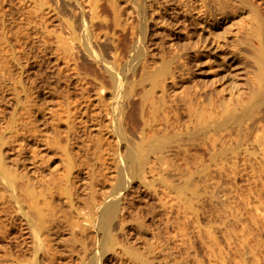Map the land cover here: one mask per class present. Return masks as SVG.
Returning <instances> with one entry per match:
<instances>
[{"label": "rangeland", "instance_id": "1", "mask_svg": "<svg viewBox=\"0 0 264 264\" xmlns=\"http://www.w3.org/2000/svg\"><path fill=\"white\" fill-rule=\"evenodd\" d=\"M80 1L85 6L86 13L84 9H80L78 3L68 0L0 1V48L3 49L0 51V119L3 117L6 123L14 117L19 138L10 148L8 147L6 154L13 160H18L20 166L26 167L29 174L45 175L43 177L45 179L47 176L49 178L51 173V181L54 176L56 179L65 167L64 149L68 146L69 149L72 148L71 153L80 162L82 167L80 175L87 178V182L83 179L86 185L91 179H94L96 184H107L111 183L112 179H105L104 173L113 171L111 165L113 162L108 158H100L101 152L97 151V146L114 147L117 132L113 121H108V118L100 115L98 99L92 90L89 97L83 98L75 78L72 82L74 81L78 87L75 84L68 87L66 82L71 74L69 65L74 63L76 65L74 72L78 71L90 78L97 76L107 85L109 83L108 73L101 68V62L97 63L88 54L78 51L77 40L74 41L77 47L73 49L72 56L66 54L64 50L63 37L66 35L64 20L79 25L82 11L87 19L90 16L87 15L91 12L90 1L88 4L87 0ZM99 3L103 4L98 8L102 14L99 13L100 18L96 20L102 19L105 13L108 25L110 23L112 25L110 19L112 13L107 0H99ZM211 8L214 22L210 25V31L215 50L199 53L195 57L197 62L191 63L193 67H189V71L184 69L181 72L183 82L178 79L185 86L184 91L182 85L178 83L182 87L179 88L181 93L189 92L188 96L198 95V98L201 96V101L205 100L201 102L193 97L195 106L191 105L190 109L185 103L182 104L181 128H171L169 134L181 129L190 131L198 125L200 117L195 107L203 106L200 121L206 119L208 114L211 115L213 110L214 118L211 117L222 120L224 114L217 102L226 93L224 88L229 87L226 78L233 79V82L230 81L233 85L234 100L238 99L243 105L252 100L250 80L253 71L257 70L252 44H258L253 32L259 23V15L254 13V8L258 14L260 9L263 11L264 0H212ZM179 13L169 14L167 17L172 22L176 20L175 18L190 19L189 13L185 14L184 10ZM96 20L94 19L95 22ZM95 24L92 25L93 29L96 28ZM189 24L185 28L186 32L183 29L184 31L178 33L182 38L180 41L187 39L188 31L193 33L192 37L205 33V29H200L201 25ZM108 25L107 29L113 30V25H110L111 27ZM177 26L178 24L172 23L173 28ZM118 28L117 34L122 33L121 28V32ZM98 29L97 27L96 30ZM121 36L119 47L121 61L126 64L129 71L133 41L130 33L124 32ZM6 38L9 39V44L5 41ZM164 42L167 48L173 47L167 37ZM105 43L102 44L104 55L110 58L113 47L111 42L108 41L107 45ZM186 71L189 73H184ZM223 71L227 72L224 80L219 79V75L224 74ZM202 80H205L204 85ZM206 81H209L207 82L209 86ZM189 83L196 84L189 86ZM186 88L189 91L186 92ZM192 90L199 93L196 95L197 92L194 94ZM177 97L180 99L181 95ZM182 97L181 99L185 101V97ZM209 98L215 103L211 102L213 107L207 103ZM200 102L207 104L200 106L198 104ZM136 104L132 102L125 108L127 117L125 126L130 133L136 132L141 124V119L136 114L138 111ZM241 107L242 105L236 112H240ZM210 108L212 110L209 111ZM257 111L256 114L252 112L249 116H244L241 131L237 124L231 123L226 128L210 129L206 134H198L195 140L177 149L175 164L165 165L161 171L162 174L165 173L163 176L166 179L168 177V180L176 184L173 191L167 188L163 190L160 182L159 188L155 185L151 186L153 188H138L141 190L139 191L141 196L136 200L139 204L136 208L139 210H135V213L141 215L140 217L144 215L141 218L143 222L140 220L142 225H137V220L133 217L126 223L125 230L117 228V233L124 231L121 233L122 236L118 234L119 237H128L139 246L143 243L142 246L149 250L150 264H264V152L260 149V144L264 142V129L262 122H259V110ZM113 116L114 113L110 117ZM108 143L111 145H107ZM224 147H228V151H222ZM53 173L55 175L52 176ZM189 177L192 178L197 191V200H192L195 205L188 200ZM135 181L133 184H138ZM155 188L157 191H154ZM160 191L165 192L161 194ZM177 191L180 192L181 198L178 197ZM144 192L145 198L142 197V194L145 195ZM157 192L162 197L165 196L164 201L168 202L164 203L162 199L163 204L160 199L158 200L160 196ZM62 195L56 197L61 198ZM59 202L57 204H62L61 209H65L63 213L69 212L66 210L67 203L64 205V202ZM10 227L7 224L0 225V255L3 259L4 248L8 249L10 244L14 245V238L18 239L22 234L17 226ZM3 228L7 231L10 229L8 236ZM64 230L62 234L66 239L63 238L65 240L63 243H66L69 235L67 229ZM88 232L92 234L93 231L90 229L87 234ZM117 256L112 255L108 264L132 262L135 264L134 261L129 262L127 259L125 263H120ZM68 259L70 260L63 259L64 264H71V261L67 263L64 261ZM60 260L49 262L63 264ZM3 261L0 262L8 264ZM27 262L20 261L16 264H28Z\"/></svg>", "mask_w": 264, "mask_h": 264}, {"label": "bare ground", "instance_id": "2", "mask_svg": "<svg viewBox=\"0 0 264 264\" xmlns=\"http://www.w3.org/2000/svg\"><path fill=\"white\" fill-rule=\"evenodd\" d=\"M68 1L78 3L80 9H84L85 13L87 12L84 8L85 6L82 5L83 3L81 4L82 1ZM89 1L91 9H89L91 12L87 13V15L90 14L89 19L85 17V13L83 14L82 11L78 21L79 25L74 24L73 21L64 20V22L66 21V35L63 37L64 50L66 54L72 56L73 49L78 46V51L88 54L97 63L101 62V68L108 73L109 83L107 85L102 78L97 76L90 78L86 74L81 75L78 71L74 72L76 70L74 63L69 65L71 74H69V79L66 82L68 87H70L75 84L74 81L72 82V79L75 78L83 98L89 97L92 90L98 99L100 115L108 118V121H113L114 129L117 132V138L115 139L117 143L115 142L113 148L106 145L97 146V151L101 152L100 158H108L113 162L111 164L114 168L113 171L104 173L105 179L110 178L112 181L107 184H96L94 179H88L89 184L86 185L87 178L80 175L82 170L80 162L76 160L71 153L72 148L69 149L68 146L64 149L66 154L65 167L61 173L59 172L56 179H54V176L53 181H51V173H49V178L48 176L45 177V179L47 178L50 181H46L47 179L43 178L45 175L36 176L29 174L27 168L20 166L18 160H13L6 154L15 140H18L19 135L17 134L18 130L14 117L6 123L4 118L1 117L0 225L4 224L6 226L7 224L13 228L17 226L22 233L18 239L14 238V245L10 244L7 247L8 249L4 248V259L0 255V261L4 260V263L16 264L20 261H28V264H45L49 261L55 262V260L59 261L60 259L63 262V259L70 258V260L68 259L69 261H64L66 263L71 261V264H108L110 257L115 254L119 256L117 257L120 259V263H125L127 259L129 262L134 261L135 264H150L149 250L142 246L143 243L141 241L140 247L128 237H119L118 234L122 236L123 234L121 233L124 231L117 233V228L125 230L126 223L133 217L136 218L137 225H142L143 219L141 218L144 215L142 214L143 216L140 217L141 215L138 216V213H135V210H139V208H136V206H139L136 200L141 196V190L139 189L142 187L149 188L152 185L159 188L158 182H160V184L162 183V188H164L163 190L167 188L173 191L176 184L173 183L174 181L168 180V177L166 179L163 176L165 171L163 169L164 174H162V168L165 165L175 164L176 150L185 147L187 142L195 140L198 134H206L210 129L226 128L231 123L237 124L239 131H241L243 120L245 119L244 116H249L252 112L256 114L257 110H259V122H262L264 129V8L263 11L260 9L259 14L257 9L254 8V13L259 15V23H257L253 32L258 39V44H252L253 58L257 67V70L253 71L254 73H252L253 76L250 80L252 100L246 105L241 104L238 99L234 100L233 85L231 84L233 79L226 78L229 81V87L224 88L226 93L224 92L225 94L223 95L222 92L221 95L223 96L217 102L222 109L220 110L224 117L222 120L213 119V110L211 115L208 114L206 119L200 121L201 116H203L200 113L203 107L201 105H204L201 102L205 99L201 101V96L199 95L200 98L197 97L199 92L192 90L193 93L197 92V96L193 97L201 101L198 103L199 105L201 104V108L195 107V111L200 117L198 125L194 126L190 131L181 129L169 134V129L171 131V128H181L180 119L182 117L180 113L183 110L182 104L185 103L190 109V106L194 105L195 102L192 96H188L190 94H187L189 93L187 88V93L179 91L182 87L183 89L185 88L179 82L183 76L181 72L184 69L189 71L188 68L193 67L191 63L197 62L195 57L199 53L215 50L210 31V25L214 22L211 8L212 0H107L112 13L110 19L113 26L111 23L108 25L109 22H107L108 18L106 19L105 16L107 15L105 13L102 19L96 20L100 18L99 5L103 4L99 3V0H87V4ZM53 8L55 7L53 6ZM183 10L185 14L186 12L189 13L190 21L175 18L176 20L174 19L175 21L172 22L167 17V15L172 13L177 15ZM171 22L178 24V26L173 28ZM189 23L201 25L202 28L200 27V29H205V33L192 37L193 33L188 31V34L185 33V35H188L187 39L180 41L182 38L179 37L178 33L190 25ZM94 24L96 25L95 29L92 26ZM107 25L113 27V30H110L111 33L107 29ZM97 27L99 28L98 30H96ZM118 27L121 28L122 33H130L133 41L129 71H127L126 64L121 61L119 47L121 46L122 33L117 34ZM108 33L110 36H108ZM165 37L168 38V41H171L169 44L173 47H166ZM172 38L176 40L173 41ZM75 40L79 43L76 44L77 46L75 45ZM5 41L9 44L8 38ZM105 41L106 43L108 41L111 42V47H113L110 58L104 55L103 43ZM187 71L184 73H189ZM223 73L219 75V79L224 80L227 72L223 71ZM181 80L183 82V79ZM204 81H201L203 85ZM189 84L191 86L192 83ZM194 84L196 83L192 85L194 86ZM207 84L209 86V83ZM199 90L202 89L200 88ZM185 94H187V97ZM178 95H181V97L184 95L185 101L181 97L180 100L177 97ZM205 96L207 97V95ZM208 100L207 103H214L212 98ZM180 101L183 102L180 103ZM132 102L137 103L138 111L136 114L141 119V124L134 133L127 132L125 126L127 123L125 108ZM240 105H242L241 111L236 112ZM211 108L208 110H212ZM209 111L208 113H210ZM112 113H114V116L111 118ZM107 145L111 144L108 143ZM260 146V149L264 152V142ZM228 149V147H224L222 151L226 152ZM53 175L55 174L53 173ZM134 180L138 184L134 185ZM82 181L85 182L84 186ZM189 181L188 200L193 202L192 200H197V191H195L196 188L191 177H189ZM156 183L158 184L156 185ZM155 189L154 191H157ZM164 192H161V194H164ZM166 192L168 193V191ZM158 193L157 195L160 196L158 200L160 199L162 202L163 199L164 203L168 202L167 200L164 201L165 196L162 197ZM177 193L178 197L181 198L180 192L177 191ZM60 194H63L60 196L61 198L56 197ZM144 196L146 194H142V197ZM58 200L64 202V205L67 203L66 207L68 209L66 207L62 208H66L69 212L63 213L65 209H61L60 205L62 204H57ZM194 203L192 205H195ZM4 228L3 230H5ZM64 229H67L69 235L66 243H63L65 241L62 234ZM90 229L93 231L92 234L89 232L87 234ZM135 231L137 232L138 230ZM12 234L14 235V233ZM128 235L127 233L126 236ZM136 237L138 236L136 235ZM139 240L141 239L139 238ZM143 242L145 241L143 240ZM0 264L3 263L0 262ZM132 264L134 263L132 262Z\"/></svg>", "mask_w": 264, "mask_h": 264}]
</instances>
